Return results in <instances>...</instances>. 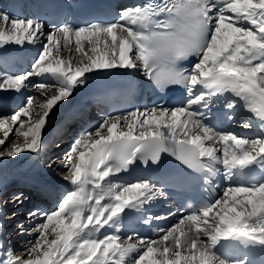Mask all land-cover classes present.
<instances>
[{
	"label": "snow or ice",
	"instance_id": "1",
	"mask_svg": "<svg viewBox=\"0 0 264 264\" xmlns=\"http://www.w3.org/2000/svg\"><path fill=\"white\" fill-rule=\"evenodd\" d=\"M44 28L0 10V57L7 45L35 44ZM118 72L140 73L160 92L182 87L188 106L109 116L75 137L63 172L70 189L55 211L42 214L20 255L0 246V264H252L248 252L264 255V135L222 132L198 109L223 98L228 120L239 107L242 126L264 133V0H144L106 23L56 26L31 72H0V91L31 86L39 93L0 117V159L39 155L54 107L95 76ZM32 76L50 82L30 85ZM165 155L183 165L177 179L198 173L210 185L222 168L228 186L158 239L123 237L124 219L164 193L147 180L122 183V175L159 166ZM101 229L112 231L99 238Z\"/></svg>",
	"mask_w": 264,
	"mask_h": 264
},
{
	"label": "bare ground",
	"instance_id": "2",
	"mask_svg": "<svg viewBox=\"0 0 264 264\" xmlns=\"http://www.w3.org/2000/svg\"><path fill=\"white\" fill-rule=\"evenodd\" d=\"M30 45H32V46H30ZM7 48H8V50L10 49V50H13V51H17V54H18V56H20L21 58H23V59H28V58H37V55H38V53H35V47H36V45L35 44H29V43H27V42H25L23 45H15V44H12V45H7L6 46ZM37 48V47H36ZM0 52H3V49H0ZM35 54V55H34ZM64 54V53H63ZM68 56V55H67ZM66 57V56H65ZM26 64H28V63H26ZM29 88V87H28ZM27 88V90H26V93H27V91L30 89H28ZM33 89V88H32ZM34 90V89H33ZM5 91H0V93H3L2 95L4 96V95H9L10 97H13V96H15V95H20L21 94V92L20 93H17V92H15V91H6V92H10V93H4ZM25 93V92H24ZM25 93V94H26ZM33 92L32 91H30V92H28V94L29 95H31ZM23 94V93H22ZM28 94H26V96H28ZM35 94V93H34ZM39 94V93H38ZM71 97V96H70ZM70 97L66 100V101H62V102H60V104H58L57 106H55L54 107V109H53V115L51 116V118H50V121H49V123H48V126H47V128L45 129V132H44V139L46 140L49 136H50V132L51 131H49V129L56 123V124H58V122H59V120H60V116H59V113H62V112H64V111H66V110H69L70 108H71V105H72V103H73V100L72 99H70ZM0 116L1 117H3V116H7V115H5V114H2V113H0ZM237 136H239V137H242V135H240V134H238ZM0 138H3V134L2 133H0ZM245 138V137H244ZM11 139H12V141L15 139V136H12L11 137ZM43 139V140H44ZM66 144V143H65ZM65 144H63V145H65ZM68 151V150H67ZM30 152H24V153H21L20 155H18L16 158L17 159H15V160H17V161H24L25 159H26V156L29 154ZM41 153H43V151H41L39 154H40V158L42 159V156H43V154H41ZM31 155L33 154V153H30ZM60 154H63V153H60V152H58L57 154H55V155H57V159L56 160H51V162H53V167H54V165H57L56 166V169H58L57 167H58V165H60V162L63 160L62 159V157H61V155ZM29 157H31V156H29ZM53 159H54V156H53ZM15 160H12V162L13 161H15ZM39 163L40 164H42L43 162H42V160H39ZM65 163H66V157H65V161L64 162H62V164H61V166L65 169ZM7 163H6V160H4V159H0V169H4L5 170V173H6V175L8 176V178L7 179H4V178H2V177H0L1 179H0V184H1V181L3 180V183H5V182H10V180L12 179V176L11 175H9L10 173H13V174H16V173H19L20 172V170H23V168L24 167H26V165H22V163H19L16 167H14V168H9L8 169V171H6V169H7V167L5 166ZM13 164V163H12ZM43 165V164H42ZM39 166H37V168H38ZM43 168V167H42ZM51 170V169H50ZM64 171V170H63ZM58 172V171H57ZM39 173H41L42 175L44 174V172H42V170H39ZM5 175V176H6ZM6 183V184H7ZM6 184H4V185H2V186H5ZM60 184L61 185H65L66 187H68V186H70L67 182L66 183H63V181H61L60 182ZM13 205H15V202H13ZM55 209V208H54ZM142 213H153V214H157L156 216H154V218L152 219V221L154 222V223H164V222H166L167 221V217L168 216H173V217H176L177 216V214H178V211L175 209V208H173L172 206H171V204L167 201V199H166V197L165 196H163V197H161V198H158L157 200H155V201H153V202H151L150 204H148V205H146L145 206V208H144V210H143V212ZM37 216H39V214L37 215ZM41 216H42V214H41ZM28 218H29V216H27ZM183 217V216H182ZM182 217H180L179 219H178V221L182 218ZM32 219V218H31ZM40 219H41V217H40ZM38 219H35L34 221H37ZM175 222H177V221H175ZM174 222V223H175ZM173 224V223H172ZM16 225H17V223H16ZM15 224H13L12 226L15 228V227H17ZM27 225H28V228H30L29 226H31L32 225V223L29 221L28 223H27ZM158 227H161L160 225L159 226H157L156 227V233H157V238L156 239H158L159 238V236L161 235L160 233H158ZM122 228V227H121ZM16 229V228H15ZM16 230H18V227H17V229ZM15 230V231H16ZM15 231L13 232V234L15 233ZM106 231L107 232H111L112 230L111 229H107V230H105V229H101V232L98 234L99 235V238H103V236L106 234ZM25 232V231H24ZM13 234L12 235H10V238H12V236H13ZM121 235L123 236V237H127V236H135V237H137V238H141V237H139V236H136V234H134L133 232H132V230L130 229V227H128L127 229H123L122 228V230H121ZM3 238H5V237H3ZM9 238V240H12V239H10ZM31 239V236L29 235V233H28V236H27V234H23V235H20L19 236V239H18V241H20L21 243H22V247H21V253L24 251V249H25V246H26V244L28 243V241ZM143 239V238H142ZM23 241V242H22ZM6 243V244H5ZM19 243V242H18ZM0 244H1V246L3 245V244H5V246L7 245V242H4V240H2V239H0ZM19 246V245H18ZM17 246V247H18ZM14 248V247H13ZM14 252V251H13ZM20 253V254H21ZM19 253H18V255H20Z\"/></svg>",
	"mask_w": 264,
	"mask_h": 264
},
{
	"label": "rangeland",
	"instance_id": "3",
	"mask_svg": "<svg viewBox=\"0 0 264 264\" xmlns=\"http://www.w3.org/2000/svg\"><path fill=\"white\" fill-rule=\"evenodd\" d=\"M47 34L48 33H46L45 34V36L47 37ZM39 38L40 39H38L37 40V49H39L40 47H42L45 43H47V39H44V37L43 36H39ZM41 50H39V51H37L36 53H38V52H40ZM35 55V54H34ZM64 56H66L67 57V55H68V53L67 52H65L64 54H63ZM36 58H34V60H35ZM31 66H32V64H31ZM26 90H27V88H25ZM25 89H23L22 91H26ZM29 89V88H28ZM35 90V89H34ZM32 88H30L28 91H27V93L26 94H28V92H30V91H32L33 93L32 94H34L35 93V91H34ZM24 94V93H23ZM25 94V95H26ZM28 96H30L29 94H28ZM37 97H39V94L38 95H36ZM40 99H42V98H40ZM22 105H23V103H22ZM21 105V106H22ZM7 116H10V115H7ZM1 117V116H0ZM245 138H247V137H245ZM248 139V138H247ZM13 142L15 143V144H20V143H22L23 141L21 140V139H18L17 137H15V139L13 140ZM11 146H9V148H10ZM50 147H52V143L50 144ZM4 151H7L8 149H3ZM69 150V149H68ZM67 152V151H66ZM61 155V157H62V161L60 162V165H58V169H56V166L57 165H54V167H53V162H51V167H49V165H50V162H48V163H46L45 164V166L47 167V170H49V171H52V172H55L56 174H58L59 172H61L62 174H63V170H65L62 166H61V164H62V162H64L65 161V156H62L63 154H60ZM29 156H31V154H28L27 156H26V159L23 161H17V160H15V159H17L16 157L15 158H7V157H5L4 158V160H6V167H7V169H6V171H8V169L10 168H14V167H16L19 163H22V165H26V163H27V160L30 158ZM57 155H54V159L52 158V160L54 161V160H56L57 158ZM12 160H15V161H13L12 162ZM13 163V164H12ZM37 168V167H36ZM51 169V170H50ZM58 171V172H57ZM38 172H39V170H38ZM0 177H1V175H0ZM4 179H7L8 178V176L6 175V176H4L3 177ZM1 179V178H0ZM11 181V180H10ZM7 182H5V183H3V185L4 184H6ZM4 186H2V185H0V189H2ZM55 209H52V212L54 211ZM40 217H42V216H39V217H33L32 219L31 218H29V221L32 223V225L30 226V228H28V225L26 226V227H24L23 226V224H24V222L21 224H19V226H17L18 227V230H16L15 231V233L13 234V236H12V238H10V239H12V241H14V240H18L19 239V236L20 235H23V234H25V233H28V232H26L25 231V233H21L20 235H18L19 233V231L21 230V228H20V226L22 225L24 228L23 229H28V231H30L31 232V230H32V228L34 227V225L35 224H37V223H39L38 221H40ZM35 219H38L37 221H34ZM17 227H16V229H17ZM168 229V228H167ZM29 232V233H30ZM19 242V246L17 247V250H18V253L20 254L21 253V250L23 249H21V247H22V243L20 242V241H17V243ZM23 242V241H22ZM6 244V243H5ZM5 244H3L2 245V247H3V249L5 248ZM12 244V243H11ZM0 246H1V244H0ZM14 251V250H13Z\"/></svg>",
	"mask_w": 264,
	"mask_h": 264
}]
</instances>
